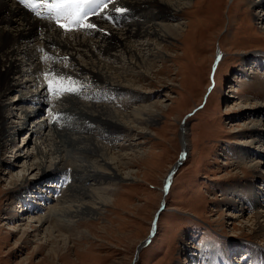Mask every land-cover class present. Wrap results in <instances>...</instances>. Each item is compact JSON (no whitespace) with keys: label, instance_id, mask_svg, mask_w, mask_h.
<instances>
[{"label":"rangeland","instance_id":"rangeland-1","mask_svg":"<svg viewBox=\"0 0 264 264\" xmlns=\"http://www.w3.org/2000/svg\"><path fill=\"white\" fill-rule=\"evenodd\" d=\"M184 1L183 11L176 15L181 35L159 42L140 37L134 43L142 48L150 43L158 52L157 57L148 55L151 70L136 68L140 87L133 86L145 104L153 105V119L138 124L130 136L125 126L113 136L111 150L124 153L126 168L118 172L126 179L102 211L89 215L81 211L74 217L69 231L63 232L74 239H68L66 248L59 241V257L49 253L51 242H44L46 225L39 226L30 216L43 215L55 204L62 176L68 175L64 189L71 173L68 165L63 169L60 164V173L39 181L38 169L25 168V154L34 155L35 143L41 142L44 154H49L47 161L55 160L50 136L58 134L66 162L79 159L84 152L75 136L96 124L86 113L76 115L82 112L81 104L124 112L134 103L128 91H109L86 74L79 75L84 77L80 81L67 82L66 88L79 85L78 95H68L59 75L48 72L50 63L38 44L37 54L44 60L35 73L41 86H33L34 98L44 100L48 92L51 96L46 97L48 105H22L29 112L27 118L16 109L15 116L5 113V124L15 136L0 151V264H193L194 258L196 264H264V221L256 203L264 205V115L259 108L264 102V0ZM108 23L116 27L113 21ZM86 31L77 34L88 36ZM87 57L77 53L71 62L83 64ZM55 62L59 70L67 63L61 58ZM112 64L132 68L126 59ZM69 65L65 70L80 72ZM28 75L24 73L23 83L31 78ZM18 94L8 91L4 103ZM54 109L60 112L54 114ZM40 123L46 127L40 129ZM35 124L40 134L31 136ZM181 136L186 145L183 160ZM178 160L181 163L165 187ZM259 160L262 163L254 168L252 163ZM53 236L60 238L55 232Z\"/></svg>","mask_w":264,"mask_h":264},{"label":"bare ground","instance_id":"bare-ground-1","mask_svg":"<svg viewBox=\"0 0 264 264\" xmlns=\"http://www.w3.org/2000/svg\"><path fill=\"white\" fill-rule=\"evenodd\" d=\"M9 2L11 0H0V151L5 148L7 141L12 142L9 138L15 136V132L8 129L5 124L7 118L5 113L8 116L10 114L11 116H15L12 111L16 109L17 112L20 111L21 115L27 118L29 117V112L22 105L27 106L28 102L48 105L46 97L51 96L49 92L44 94V100L42 98L44 102L38 100V98L35 99L36 93L33 92V86L35 87V84L40 85L41 83L37 75L42 69L41 64L44 60L37 54V50L40 48L38 44L42 45L41 48L45 52L44 56L50 63L48 72L50 71L59 75V80H62L61 86L63 89H66L67 82L71 83L72 80L80 81L79 78L84 79V77H79V75L86 74L87 77H92V82L95 85L106 84L105 86L108 87L109 91L115 93H121L123 90L128 91L127 95H131L129 96L131 103H134V105L128 110H124V112L112 110L104 105L95 106L93 103H91L92 105L81 104L80 110L83 113L80 111L76 115L81 117L87 114L96 124L91 128L82 129L83 135L81 133L79 137L75 136V141L82 146L80 149L84 152L83 154L79 153L82 154V156L78 157L79 159L73 158V161L70 163L66 162L64 158L65 147L61 138L57 136L58 134L49 135L54 138L53 144L56 150L50 155L52 157L53 155L56 156L55 160L47 161V155L49 154L47 152L44 154L40 147L41 142L40 144L35 143L36 152L34 155L30 152H26L25 154V168L30 170L38 169L40 172L39 181L55 173H60V164H63V169L66 168L65 165H68L67 167L71 173V181L64 189L62 188L68 179V175L62 176L59 189L60 197L56 200L55 204H51V207L46 208L47 210L43 215L30 216L39 226L46 225L43 227L44 242H51L49 253L55 254L54 257H59V253L57 252L60 246H62L59 244V241H62L64 248H66L65 246L71 235H65L63 232L69 231V226H71L74 217L81 211L82 215L99 213L104 206L113 201L112 198L116 188L121 185V180L126 179L125 176H121L118 172L119 169L124 170L126 168L124 153H119L118 151L112 152L111 150L113 136L118 135L122 126L128 129L126 134L130 136V131L132 129L136 131L139 127L138 124H142L143 122L149 124L153 119V105L150 103L145 104L144 97L136 93L135 87H140L137 81L139 74L136 73V68L145 67L151 70V62L153 61H149L148 55L151 53L152 57H157L158 52L155 51V47L150 43H147L146 47L143 48L134 43L138 42V38L140 37L148 39L152 37L156 42H159L165 36L173 38V36L181 35L182 28L179 27L181 23L178 24L176 22V15L178 10L183 11L182 7L186 2L184 0H117L115 7L125 8L127 11L123 14H116L117 12L111 10L113 6H109L107 14L112 16L116 27L110 26L111 24L108 23L110 20L101 19L99 16H96L93 17L92 22L97 25V28L87 29L88 31L85 34L88 36L77 34V30L72 31V33L59 30L55 27L52 28L48 22L40 19L35 20L22 7H19L17 4L14 5L13 2L10 4ZM120 15L121 17L117 18ZM80 31L84 33L82 29ZM40 35L43 36L39 37ZM148 45H152V47L149 48ZM51 49L57 50L59 55L51 52ZM76 52L80 56H88L85 63L71 62L74 56L77 55ZM57 58H61L67 62L61 65V70H59V66L55 62ZM109 58L112 60L107 61ZM125 59L129 63H132L131 69L127 70L125 66L118 67L112 64L119 63V61L121 62ZM69 64L76 65L75 69H78L80 72L75 75L69 68L65 70L66 65ZM69 67L71 68L72 66L69 65ZM23 71H25V75L31 74V78L29 77L30 74L28 75L29 80L26 83H23L25 81L22 78L24 75ZM36 72L38 73L37 75H35ZM42 72L48 73L45 70ZM71 88L75 89L72 94L78 95L76 89L79 88V85L71 86ZM10 90L18 91V97L12 99L14 101H9V103L5 104L6 94ZM43 90L42 87L40 93ZM100 97H103V94ZM261 107H263L262 114L264 115V102L259 106V108ZM55 111L57 113L60 112V110L54 109V114L56 113ZM254 116L258 118L260 117V113H255ZM250 121L249 123H251ZM52 123L56 124L54 121ZM39 127L42 129L46 125L43 126L40 123ZM37 128L38 125L35 124L32 128L31 136L40 134V130L37 131ZM137 134L134 133V135ZM124 136L126 137V135ZM180 138L183 139L180 160H183L186 145L184 136ZM70 139L73 140L74 138ZM44 148L46 149L45 146ZM51 148L53 149V147ZM17 151H19V148ZM260 154L253 153V155L258 157ZM31 157L34 160L31 163H27ZM42 158L44 159L42 160ZM261 163L262 160H259L253 162L252 165L254 168H257ZM50 165L54 167L50 168ZM168 175L167 180L169 179ZM37 192L39 191L37 190ZM27 203L29 202L27 201ZM256 203L259 205L258 208H260L259 211L261 212L259 217L264 221V205L258 201ZM29 206L31 205L28 204ZM249 207L252 208V204ZM34 211L30 210L31 213H34ZM59 227L63 228L62 232L59 230ZM53 232L60 238L53 236ZM73 239L71 237V240ZM80 240L78 239V242H75L79 243ZM53 244H55L54 248H52ZM194 259L191 260V263L196 264L198 258Z\"/></svg>","mask_w":264,"mask_h":264},{"label":"snow or ice","instance_id":"snow-or-ice-1","mask_svg":"<svg viewBox=\"0 0 264 264\" xmlns=\"http://www.w3.org/2000/svg\"><path fill=\"white\" fill-rule=\"evenodd\" d=\"M21 4L29 7L38 18H49L55 21L57 27L63 31H75L81 29H96L97 25L92 22L93 17L99 16L101 19H112L108 15L109 6L112 5V11L123 14L127 11L125 8L115 7L117 0H43L39 7L43 8L41 12L37 8V0H19ZM49 90L52 91V85L49 84ZM55 91L60 92L59 88ZM65 92H74L73 88L64 89Z\"/></svg>","mask_w":264,"mask_h":264},{"label":"water","instance_id":"water-1","mask_svg":"<svg viewBox=\"0 0 264 264\" xmlns=\"http://www.w3.org/2000/svg\"><path fill=\"white\" fill-rule=\"evenodd\" d=\"M180 162H181V161L178 160V161L175 163V168H173L172 171L169 173V175H168L169 179L166 181V185H165V187L168 186V184H169V182H170V178H171L172 174L174 173L175 169L177 168V166L180 164ZM164 189H165V188H164ZM161 206H162V204L160 205L159 209L161 208ZM156 215H157V212L154 214V218L156 217ZM154 218H153V219H154ZM152 229H153V222H152ZM150 235H151V232L148 234V236H150ZM136 255H137V249H136L135 252H134L133 259L136 258Z\"/></svg>","mask_w":264,"mask_h":264}]
</instances>
